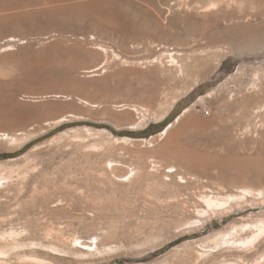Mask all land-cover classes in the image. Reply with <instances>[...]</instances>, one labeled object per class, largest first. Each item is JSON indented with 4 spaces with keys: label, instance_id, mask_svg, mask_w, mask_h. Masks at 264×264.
<instances>
[{
    "label": "rangeland",
    "instance_id": "rangeland-1",
    "mask_svg": "<svg viewBox=\"0 0 264 264\" xmlns=\"http://www.w3.org/2000/svg\"><path fill=\"white\" fill-rule=\"evenodd\" d=\"M0 264H264V0H0Z\"/></svg>",
    "mask_w": 264,
    "mask_h": 264
},
{
    "label": "trees",
    "instance_id": "trees-1",
    "mask_svg": "<svg viewBox=\"0 0 264 264\" xmlns=\"http://www.w3.org/2000/svg\"><path fill=\"white\" fill-rule=\"evenodd\" d=\"M164 122H165V121H164ZM166 125H167V123H163L162 126H166ZM2 158H3V159H6V158H9V156H8V155H6V156L4 155V156H2Z\"/></svg>",
    "mask_w": 264,
    "mask_h": 264
},
{
    "label": "bare ground",
    "instance_id": "bare-ground-1",
    "mask_svg": "<svg viewBox=\"0 0 264 264\" xmlns=\"http://www.w3.org/2000/svg\"><path fill=\"white\" fill-rule=\"evenodd\" d=\"M3 136H4V135H3ZM5 138H7V137L5 136ZM122 142H123V141H122ZM172 173H173V172H172ZM88 248H89V247H88ZM82 249H83V250H86L87 248H84V247H83Z\"/></svg>",
    "mask_w": 264,
    "mask_h": 264
}]
</instances>
